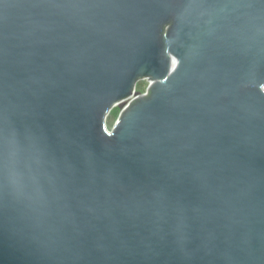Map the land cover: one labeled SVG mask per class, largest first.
<instances>
[{"label": "water", "instance_id": "95a60500", "mask_svg": "<svg viewBox=\"0 0 264 264\" xmlns=\"http://www.w3.org/2000/svg\"><path fill=\"white\" fill-rule=\"evenodd\" d=\"M0 264H264V0H0Z\"/></svg>", "mask_w": 264, "mask_h": 264}, {"label": "built area", "instance_id": "2783aa9c", "mask_svg": "<svg viewBox=\"0 0 264 264\" xmlns=\"http://www.w3.org/2000/svg\"><path fill=\"white\" fill-rule=\"evenodd\" d=\"M141 79H144V80L146 81V83H147V85H146V87H145L144 90L138 89V87H137V83H138V81L141 80ZM151 83H152V79H150L148 76H145V77H141V78H139V79L135 82L133 92H132L128 97H126V98L124 99V100H125V104H124L123 106L120 107L118 103H115V104L109 109V111H108V113H107V115H106V119H107V116L109 115V113L111 112V110H112L115 106L119 107L118 114H117V117H118L119 114H120V112H121L125 107H127L132 101H134L138 96H140V95H147L148 92H149V88H150ZM135 91H138V92H135ZM117 117H116V119H117ZM116 119H115V120H116ZM106 126H107L108 129H110V127L107 125V123H106Z\"/></svg>", "mask_w": 264, "mask_h": 264}, {"label": "rangeland", "instance_id": "374dc122", "mask_svg": "<svg viewBox=\"0 0 264 264\" xmlns=\"http://www.w3.org/2000/svg\"><path fill=\"white\" fill-rule=\"evenodd\" d=\"M147 83L144 79H141L138 81L137 83V87L138 89H141V90H144L145 87H146ZM118 110H119V107L115 106L111 112L109 113V115L107 116V119H106V123L109 127H111V125L114 123L116 117H117V114H118Z\"/></svg>", "mask_w": 264, "mask_h": 264}]
</instances>
